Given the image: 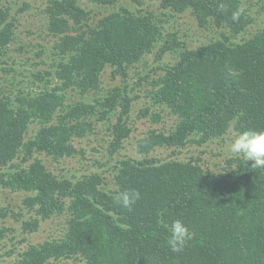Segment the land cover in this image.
I'll return each instance as SVG.
<instances>
[{"label":"trees","instance_id":"trees-1","mask_svg":"<svg viewBox=\"0 0 264 264\" xmlns=\"http://www.w3.org/2000/svg\"><path fill=\"white\" fill-rule=\"evenodd\" d=\"M97 1L110 8L100 17L80 0H49L44 33L54 42L48 56L36 47L39 62L23 87L7 59L18 39L17 18L12 7L0 5V186L22 194L24 205L17 213L0 207V249L6 237L13 241L0 255H16L15 264H264V169L253 170L243 156L227 158L219 172L205 167L201 155L186 161L151 156L157 148L178 155L224 141L231 130L264 131V28L235 40L253 22L242 0H160L162 11H191L199 26L222 30L220 38L189 49L176 32L165 33V21L153 12H134L121 0ZM238 9L243 12L234 21ZM174 53L175 63H161ZM139 66L134 80L131 70ZM107 70L113 85L106 90ZM140 91L150 103L138 118L160 124L168 110L176 123L137 139L139 158H115L132 133L130 114ZM70 92L78 99L65 104ZM101 92L106 96L95 102ZM94 118L108 126L107 160L100 167L115 160L112 183L96 171L52 172L38 155L55 161L74 155L72 138L92 134ZM34 123L41 128L28 137ZM125 190L140 193L131 211L116 203ZM58 216H66L61 236L32 243L41 223ZM9 217L18 227L6 225ZM176 219L191 237L179 253L167 244Z\"/></svg>","mask_w":264,"mask_h":264},{"label":"rangeland","instance_id":"rangeland-1","mask_svg":"<svg viewBox=\"0 0 264 264\" xmlns=\"http://www.w3.org/2000/svg\"><path fill=\"white\" fill-rule=\"evenodd\" d=\"M81 3L89 9L97 17L110 10L109 5L104 4L97 0H80ZM141 5L132 3L131 0H121V3L127 6L134 12L142 11L143 13L147 10L153 12L157 15L160 20L165 21L166 30L165 33L176 32L178 38L183 39L187 48L193 49L201 45L207 44L212 40L221 37L222 30L215 27V25L209 24L208 27H201L198 24L197 19L192 14L191 11H187L183 14H171L169 11H162L160 9V0H140ZM244 8L248 11L253 19L251 25L248 26L247 30L243 32L240 36L236 37V41L243 42L244 40L250 39L256 34L257 31L264 28V0H242ZM29 4V8L25 10L24 3ZM49 0H0L1 6L12 7V14L17 18V40L10 47L11 50L8 52L9 64H14L16 69V82L18 87L26 86L31 77L29 72L34 68L33 63L39 62L37 51H35L38 45L43 46L48 52L45 56L49 55L50 48L54 42L52 38L45 35L43 15L42 11L45 9ZM167 16V17H166ZM37 47V48H36ZM20 49V52L16 49ZM22 49V51H21ZM43 56L42 58H45ZM147 59L150 64L154 66L153 60L154 55L150 54ZM178 60L177 54H168L165 59L161 62L162 64H173ZM149 64V66H150ZM45 68V65L39 66V68ZM141 66L133 68L131 70V77L137 80V75L142 72ZM21 74V75H20ZM104 87L109 89L113 83L110 80V70L105 71L103 75ZM56 80H54V83ZM115 84H120L119 80L114 82ZM105 90V91H106ZM18 91V90H17ZM15 91L14 96L17 94ZM106 96V92H101L100 95L96 96L95 102L98 99H103ZM140 99L134 102L133 109L130 114V124L132 126V133L130 137L124 143V149L115 155V158L122 157H132L139 158L136 152V140L142 137L145 132L150 128H162L165 131L169 130L175 123L176 119L172 117L168 110H164L162 113L163 121L159 124L153 123L147 118H138L139 109L142 106L148 105L150 103L149 98L145 97V92L140 91ZM68 98H65V104H70L76 101L74 92L67 94ZM78 99V98H77ZM115 112V111H114ZM113 112V113H114ZM112 114L110 115V117ZM96 128L94 132L85 137H74L71 142L76 147L77 152L65 159L53 160L52 157L47 155H38L57 175H67L72 177L74 174L79 176L84 173H90L93 171L104 173L107 180L112 183L111 176L113 175L112 165L113 163L100 167L103 161L106 159V148L109 145V136L106 124H99V120L94 118ZM115 118H112V122ZM41 128V124L34 123L31 125L28 131V137H32ZM238 136L235 131L231 130V133L226 135L224 141H214L209 142L206 146L196 147L189 146L181 150L180 154L172 155L171 148H157L151 156L161 157L164 160H169L171 158H178L180 160L186 161L191 155H201L202 163L205 167H210L214 172H219L222 170L226 163L225 160L229 157L235 156L230 153L229 147L231 142ZM99 162V163H98ZM23 196L22 194L11 193L9 190L4 191V188L0 186V207L9 205L14 209V211H23L24 205L22 204ZM26 212V211H25ZM24 212V213H25ZM27 216L31 215L29 213ZM6 225L12 227H18L16 222L12 218H6ZM66 216L54 217L46 222L41 223L39 231L31 236L32 243H38L44 241L51 237L61 236L63 229L65 227ZM2 219L0 218V226ZM9 236V235H8ZM13 246V241H10L8 237L2 241V247L0 252L6 251ZM16 255L4 256L0 255V264H15ZM69 264H84V263H74L73 260H68ZM67 261L55 262V264H66Z\"/></svg>","mask_w":264,"mask_h":264},{"label":"clouds","instance_id":"clouds-1","mask_svg":"<svg viewBox=\"0 0 264 264\" xmlns=\"http://www.w3.org/2000/svg\"><path fill=\"white\" fill-rule=\"evenodd\" d=\"M224 5H220L223 10ZM243 9H238L232 13L234 21L239 20ZM229 151L235 156H243L245 161L251 162L250 167L253 170L264 169V131L246 130L241 132L231 142ZM140 199V193L134 190H125L116 197V203L121 207L131 211L132 206ZM170 233L167 244L171 251L179 253L183 251L188 240L191 238L188 228L185 224L176 219L168 226Z\"/></svg>","mask_w":264,"mask_h":264}]
</instances>
